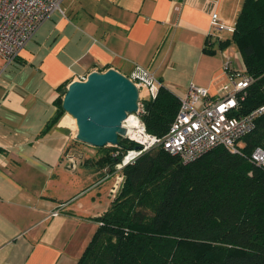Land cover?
I'll use <instances>...</instances> for the list:
<instances>
[{
    "label": "crops",
    "instance_id": "1",
    "mask_svg": "<svg viewBox=\"0 0 264 264\" xmlns=\"http://www.w3.org/2000/svg\"><path fill=\"white\" fill-rule=\"evenodd\" d=\"M223 2L63 0L13 61L0 58V264H76L117 195L123 176L97 163L101 154L68 168L63 155L75 143L66 113L44 132L64 87L93 71L128 77L140 66L178 95L194 83L224 97L230 46L217 50L208 36L212 12L230 21ZM232 64L244 70L239 53Z\"/></svg>",
    "mask_w": 264,
    "mask_h": 264
},
{
    "label": "trees",
    "instance_id": "2",
    "mask_svg": "<svg viewBox=\"0 0 264 264\" xmlns=\"http://www.w3.org/2000/svg\"><path fill=\"white\" fill-rule=\"evenodd\" d=\"M215 42L217 50L234 45L253 80L230 115L264 105V0H243L234 33ZM65 92L44 132L65 114ZM177 111L176 95L160 88L155 100L144 101L147 132L163 138ZM134 147L119 137L117 147L95 148L101 153L96 162L114 169ZM256 147L264 150V113L238 155L220 146L183 165L161 146L143 153L121 170L122 190L97 219L76 264H264V168L248 160Z\"/></svg>",
    "mask_w": 264,
    "mask_h": 264
},
{
    "label": "built area",
    "instance_id": "3",
    "mask_svg": "<svg viewBox=\"0 0 264 264\" xmlns=\"http://www.w3.org/2000/svg\"><path fill=\"white\" fill-rule=\"evenodd\" d=\"M63 0H0V58L6 62L13 61L31 39L39 25L55 11L60 10ZM218 1V0H213ZM211 32L208 36L219 39L222 33L229 36L235 31V21L232 25L222 21L216 12L210 16ZM221 40V38H220ZM224 70L228 76L229 92L222 98L211 99L206 88L189 83L183 94L174 93L178 100V111L171 122L168 132L163 138L147 132L142 115L144 114V99L140 96V90L145 89L148 100H155L159 89L166 88L150 71L136 66L127 78L139 91L137 111L127 115L122 122L125 129L124 140L138 146V149H127L114 169L120 172L125 166L132 164L143 153L161 146L171 156H176L183 165L190 164L208 151L223 147L230 154H240L241 140L255 129L256 118L264 113V105L258 107L244 116H231L237 109V95L244 91L253 82L252 78L244 73V70L236 68L232 64L231 57L224 60ZM86 77H80L83 82ZM172 92L171 89L166 88ZM68 118V115L64 118ZM63 119V120H64ZM74 119L67 125L71 126V136L75 140L76 124ZM63 122V121H62ZM109 147H117L109 146ZM119 152H115L117 156ZM63 157L67 161L69 169L74 170L83 160V154L79 151L67 148ZM249 162L264 168V150L256 147ZM117 178L116 184L121 182ZM117 186L111 190L116 194ZM65 204L50 212L46 219L57 217Z\"/></svg>",
    "mask_w": 264,
    "mask_h": 264
},
{
    "label": "water",
    "instance_id": "4",
    "mask_svg": "<svg viewBox=\"0 0 264 264\" xmlns=\"http://www.w3.org/2000/svg\"><path fill=\"white\" fill-rule=\"evenodd\" d=\"M138 98V89L126 76L114 69L93 71L85 81H73L67 86L62 109L75 121L76 141L103 148L116 146L118 138L124 137L122 122L137 111ZM124 181L123 176L116 197Z\"/></svg>",
    "mask_w": 264,
    "mask_h": 264
},
{
    "label": "rangeland",
    "instance_id": "5",
    "mask_svg": "<svg viewBox=\"0 0 264 264\" xmlns=\"http://www.w3.org/2000/svg\"><path fill=\"white\" fill-rule=\"evenodd\" d=\"M240 5H241L240 0H238V2H237V0H224V2L222 3V8H223L222 12H223L224 16H226L230 20L227 24L232 25L234 23V21L236 19V15H237V10H238V7ZM221 35L225 38L226 37L229 38V35L227 33H222ZM226 52L232 57L231 60L235 61V56L238 55V51H237L236 47L234 45H232L226 50ZM140 96L142 99L148 100V94H147V91L145 89L140 90ZM66 115H68V114L66 113ZM71 118L72 117L68 115V118L66 120L68 122H71L72 126H73L74 124L71 121ZM70 149L81 152L83 154V157H84L82 160L83 162L90 161L91 158H87V157H90L92 155V153L101 154L100 152H97V150L95 148L90 147V146L85 145V144H73L70 147ZM120 173H122V172L120 171Z\"/></svg>",
    "mask_w": 264,
    "mask_h": 264
}]
</instances>
